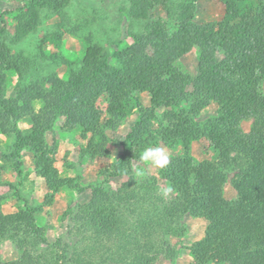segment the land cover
I'll return each mask as SVG.
<instances>
[{
	"label": "trees",
	"instance_id": "obj_1",
	"mask_svg": "<svg viewBox=\"0 0 264 264\" xmlns=\"http://www.w3.org/2000/svg\"><path fill=\"white\" fill-rule=\"evenodd\" d=\"M196 1L127 0L126 16L142 24L126 46L110 53L100 43H89L78 63L58 53L43 56L53 65H67V78L53 71L25 83L33 63L22 53L15 62L12 47L35 30L31 18L40 10L65 20L70 0H29L15 16L12 34L0 28V133L14 138L6 157L15 160L17 174L22 173L20 152L31 146L35 171L51 190L75 187L73 178L61 177L54 167L44 134L64 118L65 129L80 128L84 138L89 135L83 153L107 157L105 131L117 128L139 92L149 94L150 107L133 98L140 116L121 142V155L103 175L118 178L132 171V162L150 145L152 120L162 122L163 142L180 143L184 151L164 168L169 200L157 191L154 178L128 191L123 186V193L119 188L112 194L101 185L79 188L89 189V199L70 211L80 236L75 242L47 240L36 222L41 205L25 200L24 207L4 213L0 201V242L9 241L20 251L19 258L0 264H152L156 240L184 233V213L208 221L204 237L190 246L192 264H264V0H220L222 17L206 23L194 20ZM156 6L176 27L168 38L162 34L166 22L150 17ZM60 38L53 32L50 43L58 47ZM194 47L198 63L192 76L175 62ZM10 68L19 77L15 97L5 96ZM105 92L109 116L103 120L96 101ZM35 100L41 104L38 110ZM212 101L220 104L217 116L206 125L195 122ZM184 104L188 109L176 111ZM160 108L164 113L158 118ZM246 112L253 117L248 132L239 125ZM21 119L31 122L29 129L18 127ZM202 137L218 151L221 163L195 162L190 144ZM229 166L240 194L232 201L223 195Z\"/></svg>",
	"mask_w": 264,
	"mask_h": 264
},
{
	"label": "rangeland",
	"instance_id": "obj_2",
	"mask_svg": "<svg viewBox=\"0 0 264 264\" xmlns=\"http://www.w3.org/2000/svg\"><path fill=\"white\" fill-rule=\"evenodd\" d=\"M29 0H0V28L4 26L6 34H12L16 24L15 16L27 4ZM127 0H70V4L64 9L65 20L50 10L42 9L37 16H32L35 30L12 47V55L17 61V54L22 53L32 61L33 65L26 72L24 82L28 83L44 74L56 72L61 78H67L69 67L64 64L53 65L44 57L58 53L68 61L80 62L89 43H100L110 53L116 48L126 46L130 41L131 33L141 29V22L133 21L126 16ZM194 20L199 23L219 20L223 15V4L220 0H197L194 3ZM150 17L154 20L161 19L165 23L163 38H168L175 30V25L167 19L161 6L150 10ZM62 23V24H61ZM53 32L61 35L58 47L50 43ZM151 53V50H150ZM44 56V57H43ZM220 58V57H219ZM115 65V59H110ZM198 49L194 47L183 57L176 60L175 64L183 71L194 76L197 73ZM5 96L15 97L16 87L19 81L18 74L13 68L6 71ZM264 96V82L261 86ZM134 97L140 100L143 108L150 107V96L147 92L135 93ZM133 97V98H134ZM127 109L126 116L121 120L115 130L105 131L108 137L106 145L109 155L107 157H92L83 153L86 148L89 135L83 137L82 129L67 130L64 127V118H58L52 129L44 135V144L48 147L49 155L53 158V165L61 177L74 179L75 187H62L59 190H51L45 179L35 171V149L31 146L24 147L20 152L19 160L22 162L19 175L14 169L13 158H7L13 151L14 138L12 135L0 133V201L4 213H10L24 207L25 200L32 205H41V211L35 214L38 225L44 227L45 235L49 242L62 238L64 242H75L80 236L76 234L74 224L70 219V211L77 205L87 202L89 189L79 192V188L89 185H101L106 191L116 193L119 188L124 191L131 190L154 178L157 191L163 198L169 200L172 192L168 191L169 185L165 178L164 167L152 164L150 161L134 160L132 171L118 178H106L103 175L105 169H110L111 164L122 153L121 142L132 125L140 116V108L133 105ZM109 96L105 92L96 101L97 107L102 112V119L109 116L107 107ZM40 102L34 101V108L38 110ZM220 104L210 102L203 107L194 117V121L206 125L208 121L217 116ZM188 109L184 104L176 111ZM160 118L164 108L156 111ZM151 141L146 148H159L168 159L182 156L184 151L180 143L168 145L160 139L162 122L152 120ZM253 124V117L249 112L241 118L239 125L243 131L248 132ZM20 129H29L31 122L27 119L19 120ZM38 143L36 147H39ZM190 155L195 162L209 160L213 163H221L218 160V151L214 149L206 138L193 140L190 144ZM227 181L223 186V195L232 201L240 194L233 187L232 181L236 174L231 170L226 172ZM180 223L184 227L181 235H166L160 241L154 240L156 248L153 250L154 261L152 264H192L194 262L190 246L204 237L208 221L203 217H194L182 214ZM18 251L9 241L0 242V261H9L19 258ZM208 264H216L210 262Z\"/></svg>",
	"mask_w": 264,
	"mask_h": 264
},
{
	"label": "clouds",
	"instance_id": "obj_3",
	"mask_svg": "<svg viewBox=\"0 0 264 264\" xmlns=\"http://www.w3.org/2000/svg\"><path fill=\"white\" fill-rule=\"evenodd\" d=\"M141 159L144 161H150L152 164L159 167H164L169 162L168 156L159 148L145 149L141 154ZM168 191H171V189Z\"/></svg>",
	"mask_w": 264,
	"mask_h": 264
}]
</instances>
